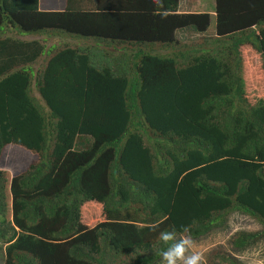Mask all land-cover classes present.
<instances>
[{
  "label": "trees",
  "instance_id": "16d2710c",
  "mask_svg": "<svg viewBox=\"0 0 264 264\" xmlns=\"http://www.w3.org/2000/svg\"><path fill=\"white\" fill-rule=\"evenodd\" d=\"M62 1L0 0V264H158L232 213L233 249L264 239V0H214L193 45L179 0Z\"/></svg>",
  "mask_w": 264,
  "mask_h": 264
},
{
  "label": "rangeland",
  "instance_id": "374dc122",
  "mask_svg": "<svg viewBox=\"0 0 264 264\" xmlns=\"http://www.w3.org/2000/svg\"><path fill=\"white\" fill-rule=\"evenodd\" d=\"M58 2L59 0H55ZM214 0H179L178 12L199 13L213 10ZM214 34V19L209 17L208 27L203 33H197L191 28H185L174 32V38L181 44H198L204 37H212ZM55 40H52L54 42ZM58 41V39H56ZM248 59V58H247ZM252 63L254 60L252 59ZM255 66V65H254ZM36 68V66H35ZM256 70V69H253ZM258 93H260L258 91ZM252 100V98H251ZM23 154H16L15 159L20 161ZM5 168V167H4ZM4 170L7 171L5 168ZM9 216V214H8ZM259 225L253 219L239 213L227 216L222 227L212 230L203 237L195 239L199 249L205 254L207 264L212 256L217 253L231 256L241 264H264V239L257 238L242 250H235L230 242L237 234H257ZM214 262L216 260H213ZM158 264H163L162 260Z\"/></svg>",
  "mask_w": 264,
  "mask_h": 264
},
{
  "label": "clouds",
  "instance_id": "9594fccd",
  "mask_svg": "<svg viewBox=\"0 0 264 264\" xmlns=\"http://www.w3.org/2000/svg\"><path fill=\"white\" fill-rule=\"evenodd\" d=\"M150 2L154 6L155 14L160 15L162 19H166L165 0H150ZM62 9L63 6L56 11H61ZM211 11L210 13L208 12L210 16H212ZM155 228H158V225ZM158 238L166 245L165 250L161 252L163 264H207L204 252L199 249L197 242L187 233L186 229L184 234L178 233L174 229L171 231H160Z\"/></svg>",
  "mask_w": 264,
  "mask_h": 264
},
{
  "label": "crops",
  "instance_id": "0c3cea01",
  "mask_svg": "<svg viewBox=\"0 0 264 264\" xmlns=\"http://www.w3.org/2000/svg\"><path fill=\"white\" fill-rule=\"evenodd\" d=\"M61 3H62V5H61ZM62 6H63V1L60 2V0H59V8H61ZM4 33H11V37L13 39L20 40V41H29V40H38L39 42L42 41L41 38H39V37L36 38V37H31V36H20V35L16 34L17 32H16V30L14 28H6L5 27V32ZM68 42L71 43V44H74V45H78L79 44V42L74 41V40H68ZM52 44L57 46V47L58 46L61 47L62 42L59 39H58V41H56V39H55L54 42H52V39H46L45 45H44L45 46L44 47V54H42L35 61L34 64L28 65L33 70V73H36L38 71L40 72L42 70V68H44L45 62H46V60L48 58V56L46 55V51H47L48 48H50L52 46ZM35 66H36V68H35ZM76 146L78 148V140L76 141Z\"/></svg>",
  "mask_w": 264,
  "mask_h": 264
}]
</instances>
